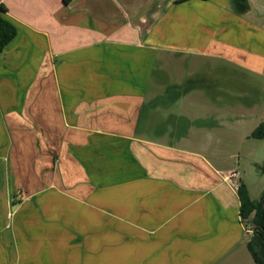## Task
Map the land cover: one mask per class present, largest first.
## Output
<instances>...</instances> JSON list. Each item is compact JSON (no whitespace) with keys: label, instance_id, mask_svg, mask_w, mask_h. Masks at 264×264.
Here are the masks:
<instances>
[{"label":"crops","instance_id":"crops-1","mask_svg":"<svg viewBox=\"0 0 264 264\" xmlns=\"http://www.w3.org/2000/svg\"><path fill=\"white\" fill-rule=\"evenodd\" d=\"M0 15L18 29L0 55V264H255L226 178L257 201L231 162L264 124V0Z\"/></svg>","mask_w":264,"mask_h":264},{"label":"trees","instance_id":"trees-1","mask_svg":"<svg viewBox=\"0 0 264 264\" xmlns=\"http://www.w3.org/2000/svg\"><path fill=\"white\" fill-rule=\"evenodd\" d=\"M18 36L16 25L5 16L0 15V55ZM256 140H264V124H261L252 134ZM242 207L241 217L245 221L252 220L253 235L248 243V250L255 264H264V196L260 201L252 200L249 190L244 183L238 191Z\"/></svg>","mask_w":264,"mask_h":264},{"label":"rangeland","instance_id":"rangeland-1","mask_svg":"<svg viewBox=\"0 0 264 264\" xmlns=\"http://www.w3.org/2000/svg\"><path fill=\"white\" fill-rule=\"evenodd\" d=\"M251 82H254L253 78ZM236 154L238 157L231 164L234 166L238 163L239 169L247 173V181L251 184L254 197L257 201H260L264 196V140H251V142L242 146ZM247 230L253 235L252 220L247 223Z\"/></svg>","mask_w":264,"mask_h":264},{"label":"built area","instance_id":"built-area-1","mask_svg":"<svg viewBox=\"0 0 264 264\" xmlns=\"http://www.w3.org/2000/svg\"><path fill=\"white\" fill-rule=\"evenodd\" d=\"M240 179L241 174L239 172L232 173L229 177L226 178V181L234 187L237 191H239L240 188Z\"/></svg>","mask_w":264,"mask_h":264},{"label":"water","instance_id":"water-1","mask_svg":"<svg viewBox=\"0 0 264 264\" xmlns=\"http://www.w3.org/2000/svg\"><path fill=\"white\" fill-rule=\"evenodd\" d=\"M256 227H254V229H255Z\"/></svg>","mask_w":264,"mask_h":264}]
</instances>
